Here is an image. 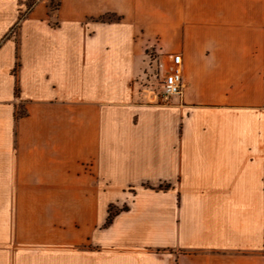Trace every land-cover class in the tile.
Instances as JSON below:
<instances>
[{
    "label": "crops",
    "instance_id": "obj_1",
    "mask_svg": "<svg viewBox=\"0 0 264 264\" xmlns=\"http://www.w3.org/2000/svg\"><path fill=\"white\" fill-rule=\"evenodd\" d=\"M31 1L0 0V264H264V0Z\"/></svg>",
    "mask_w": 264,
    "mask_h": 264
},
{
    "label": "built area",
    "instance_id": "obj_2",
    "mask_svg": "<svg viewBox=\"0 0 264 264\" xmlns=\"http://www.w3.org/2000/svg\"><path fill=\"white\" fill-rule=\"evenodd\" d=\"M163 70L161 79V104H168L169 101L181 95L183 89L182 63L179 55H170L167 65H160Z\"/></svg>",
    "mask_w": 264,
    "mask_h": 264
},
{
    "label": "trees",
    "instance_id": "obj_3",
    "mask_svg": "<svg viewBox=\"0 0 264 264\" xmlns=\"http://www.w3.org/2000/svg\"><path fill=\"white\" fill-rule=\"evenodd\" d=\"M36 2L37 1H35V0L31 1L30 5H33ZM59 5H60V0H48V7H49V11H50L51 15H54L58 11ZM101 20L102 21L107 20L108 22H111V21L115 22V21H118L119 19H116V18L109 19V18H107V19H101ZM51 25L53 27H57L58 26V22H52ZM158 189H161V187H159ZM118 212H119V210H113L112 207H110L108 209V216L106 218V221H105V224H104V228L108 227L112 223L114 217L118 214Z\"/></svg>",
    "mask_w": 264,
    "mask_h": 264
},
{
    "label": "rangeland",
    "instance_id": "obj_4",
    "mask_svg": "<svg viewBox=\"0 0 264 264\" xmlns=\"http://www.w3.org/2000/svg\"><path fill=\"white\" fill-rule=\"evenodd\" d=\"M29 4V3H28ZM159 75V71L153 68V74H151L150 79L146 86H148V90L151 92L150 96L155 99V101L160 103L161 98V76ZM155 102V103H156ZM20 114V112H18ZM113 210H116L113 208Z\"/></svg>",
    "mask_w": 264,
    "mask_h": 264
}]
</instances>
